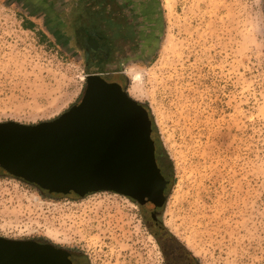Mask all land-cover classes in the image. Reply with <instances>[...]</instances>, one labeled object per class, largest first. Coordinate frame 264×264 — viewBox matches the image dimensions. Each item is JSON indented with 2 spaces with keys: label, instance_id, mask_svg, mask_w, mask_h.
<instances>
[{
  "label": "rangeland",
  "instance_id": "rangeland-1",
  "mask_svg": "<svg viewBox=\"0 0 264 264\" xmlns=\"http://www.w3.org/2000/svg\"><path fill=\"white\" fill-rule=\"evenodd\" d=\"M73 3L0 0V122L55 118L87 74L117 82L150 110L166 201L152 220L122 194L50 193L0 169V236L87 264H165L151 234L162 224L194 264H264V0H117L121 21L99 38ZM37 12L50 43L22 26ZM88 38L106 55L85 56Z\"/></svg>",
  "mask_w": 264,
  "mask_h": 264
},
{
  "label": "water",
  "instance_id": "water-1",
  "mask_svg": "<svg viewBox=\"0 0 264 264\" xmlns=\"http://www.w3.org/2000/svg\"><path fill=\"white\" fill-rule=\"evenodd\" d=\"M81 98L55 118L0 122V166L51 193L113 191L150 213L166 201L145 107L117 82L86 75ZM0 264H72L50 245L0 236Z\"/></svg>",
  "mask_w": 264,
  "mask_h": 264
},
{
  "label": "trees",
  "instance_id": "trees-1",
  "mask_svg": "<svg viewBox=\"0 0 264 264\" xmlns=\"http://www.w3.org/2000/svg\"><path fill=\"white\" fill-rule=\"evenodd\" d=\"M73 1L74 3L72 5V8L78 9V12L81 18V21H80L81 26L80 25L79 26L83 29V31L86 34H90V35L92 34L93 37H97L98 33L101 32L100 31L101 29L102 31H104L103 28L99 26L100 24H103L104 26L111 24L113 28H115L118 26V24L121 21V15L119 14V12L111 11V8L117 6L118 4L117 0H73ZM95 5H98L96 6L97 8H93ZM103 5L104 6L106 5L107 7H109L108 10L107 8L103 9ZM107 13H110L111 16H107L106 15ZM108 17H112V19L111 18L109 19ZM22 26L25 29H30L24 26V24ZM39 34L42 35L41 32ZM47 43H50V41H48ZM86 43H87L85 46L86 56H88L90 54V51L88 49L89 43H92V44H95V43H93L92 39L90 38L86 40ZM110 43L113 45V42L110 41ZM106 51L107 50H105L104 53L102 52V54L106 55L107 53ZM91 52L96 53L94 49L91 50ZM143 106L145 107L149 115V118H150L151 116H150L149 108L146 107L145 105ZM151 123H152V120H151ZM157 151L158 150L156 148V152ZM151 234L154 236L161 252L163 253V256L165 258V264H172L173 261H175L176 264L196 263L197 261L196 257L192 254V252L185 246V244H183L172 232L167 230L162 224H160L158 230L152 231Z\"/></svg>",
  "mask_w": 264,
  "mask_h": 264
},
{
  "label": "flooded vegetation",
  "instance_id": "flooded-vegetation-1",
  "mask_svg": "<svg viewBox=\"0 0 264 264\" xmlns=\"http://www.w3.org/2000/svg\"><path fill=\"white\" fill-rule=\"evenodd\" d=\"M95 38H99V37L97 36ZM86 44L87 43L85 42L84 45L86 46ZM88 49H89L90 53L91 54H94V55H101L102 52L105 51V49L103 48V44H101V43H100V45L98 47L96 46V44L89 43ZM93 49L96 51V53L91 52V50H93ZM85 52H86V48H85ZM129 94L131 95V93H129ZM154 153H155V160L157 161V152H156V144H155V142H154ZM156 163H158V162H156ZM157 165H159V164H157ZM0 169H4V168L0 166ZM72 193H74V192H72ZM29 241H31L32 243H35V244H37L39 246H43V245H50V246H52L53 249L60 251L62 254H65L67 256L68 260L72 264H87L85 262V258L83 256V254L80 251L75 250L73 248L60 247V246H56V245L49 244V243H45V242H39L38 240H29Z\"/></svg>",
  "mask_w": 264,
  "mask_h": 264
},
{
  "label": "crops",
  "instance_id": "crops-1",
  "mask_svg": "<svg viewBox=\"0 0 264 264\" xmlns=\"http://www.w3.org/2000/svg\"><path fill=\"white\" fill-rule=\"evenodd\" d=\"M63 9H65V8H62L61 10H60V12H63ZM69 11H71V9L69 10ZM57 12V11H56ZM37 14V15H36ZM35 15V17H33L32 15H28V14H24V17H22L21 18V22H22V25L24 24V26H26V27H28V28H30V29H26V30H29V31H33V30H37L38 31V25H40V28L42 27L41 26V17H40V13L39 12H37ZM38 16V17H37ZM64 22V20H63V18L61 17V21H60V23H59V27H60V29L62 30V32H65L64 30H65V27L64 26H66V24H63V22ZM62 25H63V27H62ZM24 28V27H23ZM41 33H42V35L41 34H39L38 33V35H39V39L42 41V42H44V43H47L48 41H51L50 39H49V34L46 32V30H44V28L42 27L41 28ZM80 31H83V29L81 30L80 29ZM84 32V31H83ZM74 38V37H73ZM95 44H96V46L98 47L100 44L99 43H96L95 42Z\"/></svg>",
  "mask_w": 264,
  "mask_h": 264
},
{
  "label": "bare ground",
  "instance_id": "bare-ground-1",
  "mask_svg": "<svg viewBox=\"0 0 264 264\" xmlns=\"http://www.w3.org/2000/svg\"><path fill=\"white\" fill-rule=\"evenodd\" d=\"M128 73L132 76V79L134 80V82L137 80L138 78V74H133L131 71H128ZM136 84H132L131 87H130V92L133 93L132 91L134 90V87Z\"/></svg>",
  "mask_w": 264,
  "mask_h": 264
}]
</instances>
